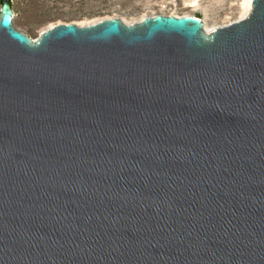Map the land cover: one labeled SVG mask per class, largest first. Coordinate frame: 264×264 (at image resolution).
Here are the masks:
<instances>
[{"label":"water","instance_id":"obj_1","mask_svg":"<svg viewBox=\"0 0 264 264\" xmlns=\"http://www.w3.org/2000/svg\"><path fill=\"white\" fill-rule=\"evenodd\" d=\"M0 10V264H264V0L56 23Z\"/></svg>","mask_w":264,"mask_h":264},{"label":"rangeland","instance_id":"obj_2","mask_svg":"<svg viewBox=\"0 0 264 264\" xmlns=\"http://www.w3.org/2000/svg\"><path fill=\"white\" fill-rule=\"evenodd\" d=\"M253 0H12L13 25L37 38L46 28L62 22L88 25L117 17L135 23L157 14L200 15L206 31L243 19ZM2 2L0 0V10Z\"/></svg>","mask_w":264,"mask_h":264},{"label":"trees","instance_id":"obj_3","mask_svg":"<svg viewBox=\"0 0 264 264\" xmlns=\"http://www.w3.org/2000/svg\"><path fill=\"white\" fill-rule=\"evenodd\" d=\"M198 17H200V15H197Z\"/></svg>","mask_w":264,"mask_h":264},{"label":"bare ground","instance_id":"obj_4","mask_svg":"<svg viewBox=\"0 0 264 264\" xmlns=\"http://www.w3.org/2000/svg\"><path fill=\"white\" fill-rule=\"evenodd\" d=\"M14 20V19H13Z\"/></svg>","mask_w":264,"mask_h":264}]
</instances>
